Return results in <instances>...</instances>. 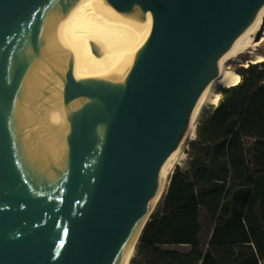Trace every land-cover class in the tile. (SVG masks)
Segmentation results:
<instances>
[{
	"label": "water",
	"instance_id": "water-1",
	"mask_svg": "<svg viewBox=\"0 0 264 264\" xmlns=\"http://www.w3.org/2000/svg\"><path fill=\"white\" fill-rule=\"evenodd\" d=\"M70 1L0 0V264H120L218 61L264 6L106 0L139 6L150 38L80 83Z\"/></svg>",
	"mask_w": 264,
	"mask_h": 264
},
{
	"label": "trees",
	"instance_id": "trees-1",
	"mask_svg": "<svg viewBox=\"0 0 264 264\" xmlns=\"http://www.w3.org/2000/svg\"><path fill=\"white\" fill-rule=\"evenodd\" d=\"M199 121L132 264H264V61Z\"/></svg>",
	"mask_w": 264,
	"mask_h": 264
},
{
	"label": "bare ground",
	"instance_id": "bare-ground-1",
	"mask_svg": "<svg viewBox=\"0 0 264 264\" xmlns=\"http://www.w3.org/2000/svg\"><path fill=\"white\" fill-rule=\"evenodd\" d=\"M64 36L74 56L80 83L102 79L109 66L135 60L143 49L150 31L144 27L139 6L128 14L117 12L106 0H71L64 18ZM261 34L257 40L255 37ZM264 61V6L253 22L220 58L217 76L203 91L192 113L188 129L160 173L159 189L130 237L120 264H132L145 227L161 204L170 180L185 154L189 140L194 139L203 114L221 100L220 88H231L241 81L234 64Z\"/></svg>",
	"mask_w": 264,
	"mask_h": 264
},
{
	"label": "rangeland",
	"instance_id": "rangeland-1",
	"mask_svg": "<svg viewBox=\"0 0 264 264\" xmlns=\"http://www.w3.org/2000/svg\"><path fill=\"white\" fill-rule=\"evenodd\" d=\"M260 36H261V34H258L256 37H255V39H259L260 38ZM250 64H255V63H249V65ZM248 65V66H249ZM248 67V66H245L244 64H241V65H236V64H234V68L236 69V71L240 68V67ZM223 88H220V92H221V90H222ZM221 98H222V95H221ZM216 107V106H215ZM211 108H213V107H211ZM210 108V109H211ZM209 110V109H208ZM196 139V137L194 138V139H191V140H189L188 141V143H187V145H186V149H185V154L182 156V158H181V160H180V162H179V164H178V166L177 167H180V168H185L186 167V165H187V163H188V161H189V159H190V157H189V155H188V151H189V146H190V143L192 142V141H194ZM176 167V168H177Z\"/></svg>",
	"mask_w": 264,
	"mask_h": 264
}]
</instances>
